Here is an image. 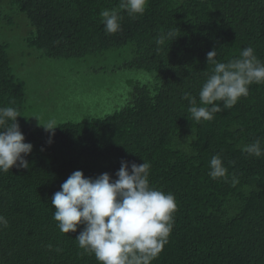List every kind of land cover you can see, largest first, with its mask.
Listing matches in <instances>:
<instances>
[{
    "label": "trees",
    "instance_id": "1",
    "mask_svg": "<svg viewBox=\"0 0 264 264\" xmlns=\"http://www.w3.org/2000/svg\"><path fill=\"white\" fill-rule=\"evenodd\" d=\"M118 4L0 0V33L24 25L29 57L65 60L73 68L113 61L112 72L151 77L133 85L131 101L112 114L62 115L49 144L36 117L41 124L49 119L28 110V84L15 72L12 43L0 39V107L18 110L25 142L33 145L25 157L29 168L0 173V214L8 220L0 227V264H98L75 240L82 225L60 232L51 197L76 170L86 178L108 173L116 179L122 160L149 162L150 184L176 199L172 232L153 264H264V155L242 151L257 140L264 150V84L251 85L232 109L220 102L222 111L211 121L190 120L184 99L190 93L203 106L199 91L211 74L206 57L214 48L219 62L249 46L264 62V0H148L142 16L122 13L121 31L107 35L99 13ZM169 31L158 52L155 39ZM217 154L227 178L209 176Z\"/></svg>",
    "mask_w": 264,
    "mask_h": 264
},
{
    "label": "clouds",
    "instance_id": "2",
    "mask_svg": "<svg viewBox=\"0 0 264 264\" xmlns=\"http://www.w3.org/2000/svg\"><path fill=\"white\" fill-rule=\"evenodd\" d=\"M147 3L148 0H119L117 8L102 10L99 15L105 34L121 31L122 13L132 20L142 16ZM172 35L171 31L158 35V52ZM216 50L209 51L206 57L212 71L199 91L203 106H197L190 93L184 94L190 105L188 118L197 123L214 119V114L222 111L220 102L223 108L232 109L242 97H248L251 85L264 84V62L257 58L253 47L244 48L238 58L227 63L217 61ZM18 116L15 107H0V173H7L14 166L29 168L25 157L33 145L25 142ZM36 118L50 134L51 144L56 121L41 124ZM242 151L257 158L264 155L258 140L244 145ZM150 168L146 161L129 164L122 160L116 179L108 173L86 178L82 171H74L51 197L53 219L60 232L74 233L82 225L75 240L85 253L94 255L98 264H153L168 243L177 203L174 194L150 184ZM209 168L212 179L227 178L228 170L218 154L211 157ZM232 183H238L235 176ZM7 226L8 220L0 214V227Z\"/></svg>",
    "mask_w": 264,
    "mask_h": 264
},
{
    "label": "rangeland",
    "instance_id": "3",
    "mask_svg": "<svg viewBox=\"0 0 264 264\" xmlns=\"http://www.w3.org/2000/svg\"><path fill=\"white\" fill-rule=\"evenodd\" d=\"M24 27L6 26L8 30L4 35L0 33V39H10L15 72L28 84V110L43 120L60 121L64 116L82 120L112 114L131 101L133 85L151 78L135 70L112 72L113 61L89 60V66L80 62L73 68L75 65L69 61L42 58L37 53L29 57L22 47Z\"/></svg>",
    "mask_w": 264,
    "mask_h": 264
}]
</instances>
